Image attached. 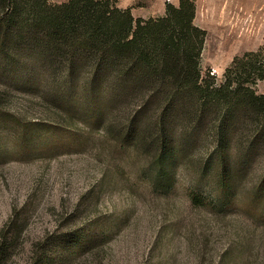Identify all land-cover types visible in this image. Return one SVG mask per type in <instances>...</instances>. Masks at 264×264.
Returning a JSON list of instances; mask_svg holds the SVG:
<instances>
[{"label": "trees", "instance_id": "16d2710c", "mask_svg": "<svg viewBox=\"0 0 264 264\" xmlns=\"http://www.w3.org/2000/svg\"><path fill=\"white\" fill-rule=\"evenodd\" d=\"M119 3L0 0V58L15 66L28 60L18 72L30 69L46 76L52 89L79 91L85 125L103 126L120 151L146 157L156 193L170 195L186 165L193 206L216 213L250 206L264 211V94L255 88L264 80L262 52L235 58L217 84L203 76L207 33L195 25L194 0L168 4L165 16L150 19H136ZM5 100L0 92V128L9 137L65 128L84 139L71 113H53L44 127H28ZM193 150L195 160H189ZM254 171L259 176L241 195L242 182ZM18 239L13 230L2 232L0 264L12 260ZM74 248L62 255L34 249L24 264H69Z\"/></svg>", "mask_w": 264, "mask_h": 264}, {"label": "rangeland", "instance_id": "374dc122", "mask_svg": "<svg viewBox=\"0 0 264 264\" xmlns=\"http://www.w3.org/2000/svg\"><path fill=\"white\" fill-rule=\"evenodd\" d=\"M180 1L120 0L119 5L131 8L136 19H150L165 16L167 5ZM194 2L195 25L207 33L203 76L223 84L235 58L261 51L264 59V0ZM25 63L15 66L0 58L4 105L28 127H44L53 113H71L84 139L62 128L17 140L0 128V236L19 234L8 264H24L34 249L62 255L69 245H75L76 255L69 264H264L262 207L216 213L193 206L186 195L191 181L186 165L170 195L151 190L146 157L120 151L103 126H86L81 93L52 89L46 76L30 69L18 72ZM255 88L264 94V80ZM194 154L188 152V159L195 160ZM259 174L246 177L241 195Z\"/></svg>", "mask_w": 264, "mask_h": 264}]
</instances>
